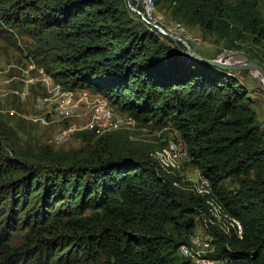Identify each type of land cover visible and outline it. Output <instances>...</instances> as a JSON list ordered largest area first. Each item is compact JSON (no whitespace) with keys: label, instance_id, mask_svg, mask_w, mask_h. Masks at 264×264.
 <instances>
[{"label":"trees","instance_id":"1","mask_svg":"<svg viewBox=\"0 0 264 264\" xmlns=\"http://www.w3.org/2000/svg\"><path fill=\"white\" fill-rule=\"evenodd\" d=\"M150 1L218 40L248 32L264 43L255 0ZM126 2L0 0V37L26 39L28 57L66 91L88 90L138 123L171 125L242 227L241 238L220 232L217 257L264 262V133L254 102L231 72L192 60ZM78 138V150L25 154L0 135V264H193L179 247L204 200L112 135Z\"/></svg>","mask_w":264,"mask_h":264},{"label":"rangeland","instance_id":"2","mask_svg":"<svg viewBox=\"0 0 264 264\" xmlns=\"http://www.w3.org/2000/svg\"><path fill=\"white\" fill-rule=\"evenodd\" d=\"M239 1L241 0H225L233 5ZM255 1L259 19L264 23V0ZM132 3L136 9L142 10L141 13L150 23L186 41L196 53L207 55L211 60L237 55L241 56L238 58L244 60L247 58L264 69V43H253L250 33L243 32L241 40L232 42L218 40L214 35L202 33L196 26H189L182 21L171 19L169 13L160 7L152 5V8H146L145 0H131ZM134 16L136 17V14H133V18ZM7 34L0 37V135L7 137L18 152L25 154H39L44 147L54 151L80 149L79 134L93 132L94 128L98 129V124L101 123L92 118L85 104H94L103 98L88 90H76L69 92L70 96L66 97L71 100L70 103L66 98L62 100L63 97L58 92L65 89L53 82L51 77L34 63L32 57H28L26 46H29V42L11 33ZM189 37L195 42L191 43L188 40ZM184 54H187L186 50ZM228 61L231 64L236 63V58L231 57ZM231 73L246 88L254 102L256 117L264 133V92L259 80L253 78L248 72ZM60 105L62 107L55 110ZM110 106L115 114L126 118L125 123L116 130L100 134L94 132L95 135L97 137L114 136V139L127 149L154 162L160 170L161 177L169 180L179 192L191 193L205 202L207 198L199 196L196 169L189 163L187 148L179 133L171 125L157 128L150 123H138L112 105ZM42 119L50 123L44 125ZM172 148L178 150L180 154L177 161H172L168 155ZM224 224L227 226L228 222ZM220 232L222 230L217 225L205 228L200 216L195 219V229L188 237L186 245L193 248L191 237L201 238L204 244L201 248V259L206 264L220 259L225 260L224 264H252L217 257Z\"/></svg>","mask_w":264,"mask_h":264},{"label":"built area","instance_id":"3","mask_svg":"<svg viewBox=\"0 0 264 264\" xmlns=\"http://www.w3.org/2000/svg\"><path fill=\"white\" fill-rule=\"evenodd\" d=\"M152 2L150 0H145V6L146 8H152ZM188 40L191 43H194L195 40L193 38H188ZM63 97L62 100H64L69 95V91H62L58 92ZM69 103L71 102L70 99ZM65 104H68V102H64ZM85 108L88 110V112L91 113V116L94 120L100 121L101 123L98 124V129L94 128L93 132L100 134L106 131L116 130L120 128L126 121L125 117H122L119 114H115L111 108V106L108 104L105 99H100V101H97L94 104L86 103ZM62 105L58 106L55 110L60 109ZM53 117V116H51ZM44 125H47L50 123V121L46 119L41 120ZM52 122V121H51ZM169 157L172 161H177L179 159V152L178 150L172 148L171 152H169ZM166 166L167 164L164 163ZM196 174L198 177V184H199V190L198 194L200 197L205 196L207 199H205V205H206V212L202 215V221L204 224V227L207 228L210 225H217L222 230V233L225 235L230 234V230L234 233L235 236L238 238L242 237L243 230L241 225L231 219L221 208V206L216 202L214 199L211 188L209 185V182L200 174V172L196 169ZM226 226L224 223H227ZM223 226V227H222ZM225 228V229H224ZM191 243L194 246L193 248H189L186 244L179 247V254L182 258L190 260L193 264H206L204 260L201 259V248H203L204 244L201 238L198 236L191 237ZM227 260V259H226ZM225 260H214L211 261V264H224Z\"/></svg>","mask_w":264,"mask_h":264},{"label":"water","instance_id":"4","mask_svg":"<svg viewBox=\"0 0 264 264\" xmlns=\"http://www.w3.org/2000/svg\"><path fill=\"white\" fill-rule=\"evenodd\" d=\"M127 8L130 12H132L133 14H136L143 22H145L149 27L153 28L154 30H156L160 35H162L163 37H166L172 41L178 42L180 43L184 49L186 50L187 54L189 55V57L192 60L198 61L202 64L205 65H209L211 67H215L221 70H225L228 72H248V73H252L255 72L258 74L259 76V80H260V86L264 92V69L261 68V66H259L257 63L247 59L245 61V63L243 64H238V63H230L229 61H224V59L229 60V58L234 57V58H238L241 56H230L227 58H221L219 60H211V59H205L200 57L191 47L190 45L182 40L181 38L174 36L168 32H166L162 27L154 24V23H150L145 17L144 14H142L140 11H138L132 4H131V0H127Z\"/></svg>","mask_w":264,"mask_h":264},{"label":"bare ground","instance_id":"5","mask_svg":"<svg viewBox=\"0 0 264 264\" xmlns=\"http://www.w3.org/2000/svg\"><path fill=\"white\" fill-rule=\"evenodd\" d=\"M225 61H228V60H225ZM245 61H246V60H244L243 58H236V63H238V64H243V63H245ZM251 76H252L253 78L259 80V76H258L257 73L252 72V73H251ZM259 82H260V80H259Z\"/></svg>","mask_w":264,"mask_h":264}]
</instances>
